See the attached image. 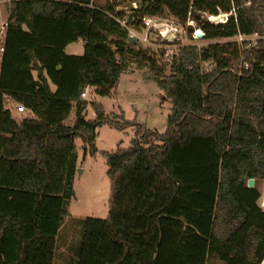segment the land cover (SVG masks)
<instances>
[{"label":"trees","instance_id":"trees-1","mask_svg":"<svg viewBox=\"0 0 264 264\" xmlns=\"http://www.w3.org/2000/svg\"><path fill=\"white\" fill-rule=\"evenodd\" d=\"M133 3L139 7L126 15ZM6 7L0 264H55L74 198L75 142L94 156L102 126L131 128L133 137L103 154L108 216L82 222L70 264H264V0H9ZM220 14L225 24L207 22ZM144 16L181 28L190 17L209 44L180 46L170 58L157 34L154 47L129 44L128 29L142 33ZM238 36L256 39L231 41ZM77 42L83 53L68 55ZM132 67L171 104L163 133L108 118L94 102L95 118H86L83 95L112 97ZM13 106L23 117L14 118Z\"/></svg>","mask_w":264,"mask_h":264},{"label":"rangeland","instance_id":"rangeland-1","mask_svg":"<svg viewBox=\"0 0 264 264\" xmlns=\"http://www.w3.org/2000/svg\"><path fill=\"white\" fill-rule=\"evenodd\" d=\"M96 1L103 3L106 0ZM8 4L9 2L0 0V29L4 26L3 21ZM131 5L134 8L139 7L138 3ZM117 10L120 9L117 8ZM128 14L129 10L126 8V15ZM151 38L157 40L155 36ZM159 38L170 44L166 46H170L171 51H174L176 46L193 45L191 37L187 35L186 28H176L175 32L165 31ZM2 41L3 35H0V43ZM205 44L207 41H202L197 46L202 47ZM142 47L147 46L142 45ZM81 48L71 46L68 52L79 53ZM83 99L89 102L85 111L87 119L95 118L91 105V102H94L102 106L103 112L108 118L121 120L120 118L123 117L125 120L145 125L148 129L158 133L165 131L167 118L171 111L170 102L162 97L158 87L153 83H145L142 72L133 67L121 75L116 94L112 97L100 98L86 92ZM18 107L13 106L11 109L16 119L23 117V113L18 111ZM133 132L131 128L124 131H117L108 126L98 128L95 139L97 152L94 156L83 154L82 143L80 140H76L79 159L73 179L74 198L68 204V216L57 238L55 264H63L64 261V264H70L71 252L79 244L81 226L85 219L104 220L107 218L111 182L107 176V166L103 154L113 152L117 148H127L133 137Z\"/></svg>","mask_w":264,"mask_h":264},{"label":"built area","instance_id":"built-area-1","mask_svg":"<svg viewBox=\"0 0 264 264\" xmlns=\"http://www.w3.org/2000/svg\"><path fill=\"white\" fill-rule=\"evenodd\" d=\"M4 2H9V0H4ZM227 17L228 15H218V16H211V17H207L206 20L207 22H209L210 24L213 25H220V24H225L227 21ZM118 23L123 26L126 27L125 25V21H119L117 20ZM142 23V33H138L136 31H134L133 29H128L129 30V37H128V42L129 44H134L136 46H142V45H146V46H152L154 47V45L151 42V35L152 34H157L158 36H163V32L165 31H169V32H175L176 28H181L180 26L176 25L171 19H167V20H163V19H159V18H151V17H142L139 20ZM195 22L188 17L185 27H191L193 28V31L191 33V40L193 41V46H197L198 43L205 41V35L203 33V31L199 28H195ZM6 27V23L4 24V26L2 27V30ZM255 37H242V36H238L235 40H231V41H235L237 43H242L244 41L246 42H254L255 41ZM165 41V40H164ZM207 44H209V42H207ZM205 44V45H207ZM203 45V46H205ZM180 46H176V48H174V50L178 49ZM199 48V47H198ZM163 49L166 50V58H170V54L172 53V48L170 46H164ZM4 52V45L3 43H0V57L2 56ZM247 68V66H245V69ZM19 112H23L22 107L19 106L18 108Z\"/></svg>","mask_w":264,"mask_h":264},{"label":"crops","instance_id":"crops-1","mask_svg":"<svg viewBox=\"0 0 264 264\" xmlns=\"http://www.w3.org/2000/svg\"><path fill=\"white\" fill-rule=\"evenodd\" d=\"M6 20H7V12H6V15H5V19H4V24L6 23ZM3 24V25H4ZM3 27V26H2ZM4 32H5V28L3 29V31H2V28L0 29V35H3V40H4ZM3 42V41H2ZM1 42V43H2ZM71 46H78V47H82V43L81 42H77V43H74V44H71V45H68L67 47H66V49H65V51H66V53L68 54V55H81V53H82V48H81V50L79 51V53H76V51H72V52H68V49L71 47ZM13 113V112H12ZM260 190H261V198H260V200H259V207L262 209V210H264V183H263V185H262V189L260 188Z\"/></svg>","mask_w":264,"mask_h":264},{"label":"water","instance_id":"water-1","mask_svg":"<svg viewBox=\"0 0 264 264\" xmlns=\"http://www.w3.org/2000/svg\"><path fill=\"white\" fill-rule=\"evenodd\" d=\"M131 9H135V8H134V6L129 5V6H128V10H131ZM254 183H255V181H254L253 179H250V180H248V182H247V186H248L249 188H253V187H254Z\"/></svg>","mask_w":264,"mask_h":264}]
</instances>
